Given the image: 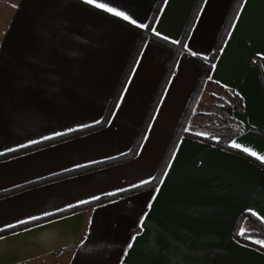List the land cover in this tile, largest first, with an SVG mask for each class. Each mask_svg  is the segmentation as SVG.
Wrapping results in <instances>:
<instances>
[{
  "label": "crops",
  "instance_id": "obj_1",
  "mask_svg": "<svg viewBox=\"0 0 264 264\" xmlns=\"http://www.w3.org/2000/svg\"><path fill=\"white\" fill-rule=\"evenodd\" d=\"M157 1L102 0L144 25L137 28L83 0H0V155L98 124ZM197 1L165 0L153 34L177 43ZM234 1L203 0L189 53H211ZM171 55L143 46L103 129L0 161V195L18 190L0 198V233L11 231L0 236V264H264L263 252L233 238L241 215L264 224V162L241 150L264 156V91L249 64L260 58L264 75V0L243 1L194 110L193 119L209 113L199 110L200 100L213 106L209 96L220 87L241 97L231 150L182 138L159 193L54 217L155 177L201 75L182 57L133 160L48 181L130 151ZM204 131L189 130L212 135ZM240 228L254 231L248 220Z\"/></svg>",
  "mask_w": 264,
  "mask_h": 264
},
{
  "label": "trees",
  "instance_id": "obj_2",
  "mask_svg": "<svg viewBox=\"0 0 264 264\" xmlns=\"http://www.w3.org/2000/svg\"><path fill=\"white\" fill-rule=\"evenodd\" d=\"M244 0H235L230 11L229 14L219 32V35L217 37V40L213 46V49L211 51V53L207 56V57H201L198 55H193L191 53H189L186 49H185V45H186V41L188 39V36L191 32V29L193 27L195 18L200 10V7L203 3V0H198L195 8L192 12V15L187 23V26L185 27L183 34L181 36V38L179 39V41L177 43H172L170 41H167L165 39H162L158 36H156L155 34H153V26L155 24V21L163 7V4L165 2V0H158L153 12L150 16V19L146 25V27L141 31L140 37L138 39V42L136 44V47L132 53V56L129 60V64L123 74V76L121 77L115 91L114 94L111 98V101L106 109V112L102 118V120L93 126H90L88 128L82 129V130H77V131H73L70 133H66L64 135L58 136V137H54L39 143H36L34 145H30L27 147H23L21 149L12 151L10 153L4 154V155H0V161L6 160V159H10L16 156H20V155H24V154H28L31 153L33 151H37L43 148H47L50 147L52 145L55 144H59L61 142H65V141H69L72 139H75L77 137L89 134L91 132H95L97 130H101L104 127L107 126V124L109 123L115 108L117 106V103L119 101V98L125 88V85L127 83V80L131 74V71L137 61V58L139 57V54L141 52V50L143 49V46L150 42L153 43L167 51H169L172 55H171V60L169 63V66L164 74V77L162 79V82L159 86V89L157 91L156 97L154 99L153 104L151 105L149 112L147 114L146 119L144 120L137 136L136 139L130 149V151L120 157H117L115 159H111L109 161H105V162H101L98 164H94L91 166H87L83 169H79L77 171H73V172H69L67 174H64L62 176H58L52 179H49L48 181H54L60 178H65V177H69V176H74V175H79V174H83V173H88V172H92V171H96V170H100L106 167H110L116 164H120V163H125L128 161L133 160L136 156L137 153L141 147V144L145 138V135L147 133V130L149 128V125L151 123L153 114L157 108V105L161 99V97L164 94V91L169 83V80L171 78V76L173 75L174 71H175V66L176 63L178 61L179 58H186L187 60L193 62L194 64H196L197 66L200 67L201 69V75L199 80L197 81L193 93L188 101V104L183 112V115L180 119V121L178 122L173 136L171 138V141L164 153V156L161 160V163L159 165V168L155 174V177L152 179L151 183L148 184H144L142 186H138L136 188H133L131 190L125 191L123 193H120L118 195H114V196H109V197H103L100 199H97L96 201L81 205L79 207H76L70 211L64 212V213H60L54 217H60L64 214H69V213H73V212H77V211H81V210H85V209H90L92 207H95L97 205L100 204H104L106 202L121 198V197H125V196H129V195H133L136 193H139L141 191L144 190H149V189H155L158 185H159V180L162 179L164 172L168 166V164L170 163L174 152L177 148V145L179 143V141L182 138H191L194 140H198V141H202L205 142L207 144H212L214 146H217L219 148L225 149V150H231V148L229 147L230 142L233 140V138L235 137L236 133H235V129H234V121L232 119V115L233 113L237 112V113H241L244 110V106H243V101L241 99V97L236 94L234 91H227L224 88L220 87L221 91H223L226 96H227V100H224L221 97H217L214 95H210V99H212L213 101L216 102V104L213 106V110L212 112L209 113H202V114H197L199 117H202L206 120H208L209 122L206 123L203 126V129L211 132L212 135L210 134L207 137H197L195 135H193L191 132H189V124L191 123V117L194 115V110L196 107V104L198 103V100L200 98V96L203 93V90L205 88L206 83L208 82L211 73L213 71V65H215L220 52L228 38V35L232 29V26L234 24V21L237 17V14L242 6ZM249 64L251 67H253L260 79V82L262 84L263 87V91H264V75H263V70H262V65H261V59L258 57H253L252 59H250ZM244 156V155H243ZM246 158H248L249 160L257 163V165L263 167L262 164H260L258 161H256L253 158L244 156ZM39 184V183H37ZM41 184V183H40ZM23 189V188H22ZM18 190H13V191H9L6 193H3L0 195V198L17 192ZM244 220H248L250 222V224L252 225V227L254 228V231L252 232H248V236L251 237V239H264V224L259 221L258 219L244 214L241 215L237 225L235 226L234 232H233V238L240 242L241 244H245L248 245L250 247L256 248L257 250L261 251L264 253V248H259L258 245L255 244H250L249 241L247 239H241L240 236L237 235V231L240 229V225L241 222H243ZM17 230V229H14ZM11 231H7V232H3L0 233L1 235L7 234Z\"/></svg>",
  "mask_w": 264,
  "mask_h": 264
},
{
  "label": "snow or ice",
  "instance_id": "obj_3",
  "mask_svg": "<svg viewBox=\"0 0 264 264\" xmlns=\"http://www.w3.org/2000/svg\"><path fill=\"white\" fill-rule=\"evenodd\" d=\"M83 3H85L87 5H90V6H94L96 9L103 10L104 12L112 15L113 17L120 18V19H122L125 22L134 24L135 27H137V28L144 27V25L136 23L134 20L130 19L129 15L125 14L123 11L116 10L115 8L106 5L104 2H102V0H83ZM153 31H155V30L153 29ZM157 35H159V34L157 33ZM172 43H176V41H173ZM185 47H187V46H185ZM213 67H215V65H213ZM97 123H99V121H97ZM57 135H60V134L58 133ZM230 146L233 149L241 148V146L236 144L235 142H233ZM241 150L244 151L245 153H247L248 155H250L252 157H255L257 160L264 162V156L258 155L255 151H250L246 147L241 149ZM168 167H171V165H168ZM164 175L166 176L167 172H165ZM148 183H151V181L150 180H146V181L142 182V184H148ZM159 183L162 184L163 180L162 179L159 180ZM155 191H156V193H159V191H160L159 187H156ZM155 198H156L155 195H153L152 199L155 200ZM148 207L151 208V203H149ZM252 215L256 216V213L253 212ZM33 219H36V218H33ZM21 223H25V222L22 221ZM143 224H144V221L142 219L139 222V226L142 227ZM9 227H12V226H9ZM237 235L240 236L241 239H247L250 244L258 245L259 248H264V239H251V237L248 236V234L245 232V230L243 228H240L237 231ZM0 238H2V237H0ZM133 239H135V237H133ZM245 246H247V245H245ZM131 247H132V244L129 243L128 248L130 249ZM125 255H127V253H125Z\"/></svg>",
  "mask_w": 264,
  "mask_h": 264
},
{
  "label": "rangeland",
  "instance_id": "obj_4",
  "mask_svg": "<svg viewBox=\"0 0 264 264\" xmlns=\"http://www.w3.org/2000/svg\"><path fill=\"white\" fill-rule=\"evenodd\" d=\"M1 4V3H0ZM0 28H1V22H0ZM208 89H209V87L207 88V87H205V91H204V97H202L201 98V100L203 99V98H206V95L208 94ZM209 92H212V91H209ZM216 96L217 97H221V98H223L224 100H227V96H226V94L225 93H223V92H221V91H217L216 92ZM200 100V108H199V110L201 111V112H212V110H213V106L216 104V102L215 101H213V106H211L210 104H208V103H205L204 104V102L203 101H201ZM213 112H214V110H213ZM193 117L194 116H192L190 119L192 120V121H194V126H197L198 124H206V123H208L209 121L208 120H206V119H204V118H202V117H198V119H197V117L195 118V119H193ZM188 128H190V129H188V130H190V131H192L193 133H196V134H198V133H202V134H206V132L203 130V129H199V128H197V127H193V125H192V123H190L189 124V127Z\"/></svg>",
  "mask_w": 264,
  "mask_h": 264
}]
</instances>
